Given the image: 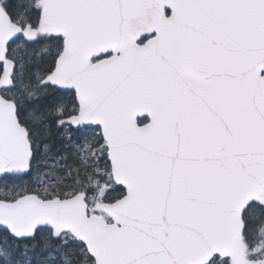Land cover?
Returning a JSON list of instances; mask_svg holds the SVG:
<instances>
[{
  "label": "snow or ice",
  "instance_id": "1",
  "mask_svg": "<svg viewBox=\"0 0 264 264\" xmlns=\"http://www.w3.org/2000/svg\"><path fill=\"white\" fill-rule=\"evenodd\" d=\"M0 264H264V0H0Z\"/></svg>",
  "mask_w": 264,
  "mask_h": 264
}]
</instances>
